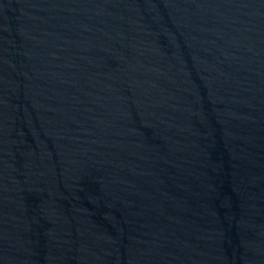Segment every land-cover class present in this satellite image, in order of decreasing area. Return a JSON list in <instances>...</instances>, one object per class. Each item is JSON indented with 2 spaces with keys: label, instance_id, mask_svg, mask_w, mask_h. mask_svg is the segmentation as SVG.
<instances>
[{
  "label": "water",
  "instance_id": "obj_1",
  "mask_svg": "<svg viewBox=\"0 0 264 264\" xmlns=\"http://www.w3.org/2000/svg\"><path fill=\"white\" fill-rule=\"evenodd\" d=\"M0 264H264V0H0Z\"/></svg>",
  "mask_w": 264,
  "mask_h": 264
}]
</instances>
